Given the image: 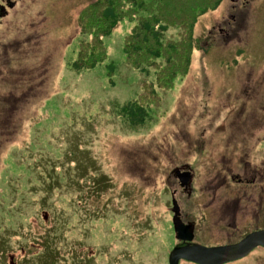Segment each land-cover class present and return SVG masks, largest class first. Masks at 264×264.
<instances>
[{
	"label": "rangeland",
	"instance_id": "obj_1",
	"mask_svg": "<svg viewBox=\"0 0 264 264\" xmlns=\"http://www.w3.org/2000/svg\"><path fill=\"white\" fill-rule=\"evenodd\" d=\"M93 1L0 0V13L9 5L0 20V264H12V252L15 264H38L45 247L56 252L52 264H167L180 243L172 199L193 241L224 245L252 231V221L215 223L193 190L213 169L235 170L236 155L254 153L255 141L264 159V0H220L199 14L192 51L189 11L181 21L157 12L158 0H115L103 58L77 68L80 40L90 36L77 19ZM151 12L171 24L157 29V57L148 54L154 40L133 35ZM173 62L171 77L161 74ZM127 100L144 107L143 123L121 115ZM187 170L185 186L178 172ZM256 249L264 264V246ZM252 256L223 264H252Z\"/></svg>",
	"mask_w": 264,
	"mask_h": 264
},
{
	"label": "flooded vegetation",
	"instance_id": "obj_2",
	"mask_svg": "<svg viewBox=\"0 0 264 264\" xmlns=\"http://www.w3.org/2000/svg\"><path fill=\"white\" fill-rule=\"evenodd\" d=\"M7 9H9V5L8 8L4 10V12L0 13V20H3L4 17L6 16ZM209 142H211L210 144H208L211 150L218 148L219 140H214ZM236 143L237 145L235 146L238 147L240 145V142H236ZM242 143H243L242 146L245 147L244 149L252 148L254 149L253 151L254 153L251 152L249 155V150L247 153V151L244 152L243 149L242 150V152H244L243 155L241 153L240 155L238 154L236 155V157L240 158V160H235L234 162L240 164H237L239 166H236L235 170L231 166H228V169L223 167L222 171L213 169L208 172L209 175H211L209 183H205L202 186L196 187L193 191L196 192L197 198L200 200V204H203V207H208L213 211L216 220L215 223L222 224L221 221H223L225 222L226 227H228L229 225L238 226V224L241 223L242 221H252L253 225L256 226L252 230L264 229V186H263L264 174L262 171V162L264 163V159H262L258 154L260 153L259 151L260 145L258 142L255 141L254 142L255 144H252L251 148H248L246 146V141ZM225 146L227 147L228 144H225ZM239 149L241 148H237L236 150ZM211 159L213 161H218L221 164V163L229 162V160H225V159H230V158L225 157L224 155H216L215 157L212 154ZM187 171H188L187 174L186 172H182V171L178 172V177L180 179L182 178L187 179L185 186L191 176V171L190 170ZM203 173L204 172H202V175ZM209 175L205 177V180L208 179ZM226 178H229L230 182L233 183L234 185L232 186L227 185ZM181 187H183V189L185 190H188L184 186ZM173 201L176 203L175 199H172V206H173ZM201 213L203 214V217H205L202 210ZM228 214H232L236 216L234 218H222V216L225 217V215ZM178 216H179V210H178ZM174 229L177 230L178 236L180 238L179 241L180 243L175 245L174 247L182 246L185 244H193V243H198L204 246H214L212 244L207 245V243L199 242L197 240L193 241L192 235H189L188 233L182 234L181 230L183 231L184 228H183V224L181 223L178 224L176 227H174ZM244 234L240 235L236 239L230 240L231 243L237 241ZM255 246H261V245H255ZM253 248H251L243 256H247L248 259H251L250 256L256 253L257 256L256 257L252 256V257L253 259L254 258L257 259L254 260L252 264H260V261L262 260L258 258V255L260 254V250L256 249L254 251H251ZM243 256L236 257L231 260L229 259L217 264H223L225 262L226 263L233 262L242 258ZM181 259L182 258H179L177 260V264L180 263ZM242 259H240L239 261H241ZM194 263L200 264L197 262Z\"/></svg>",
	"mask_w": 264,
	"mask_h": 264
},
{
	"label": "trees",
	"instance_id": "obj_3",
	"mask_svg": "<svg viewBox=\"0 0 264 264\" xmlns=\"http://www.w3.org/2000/svg\"><path fill=\"white\" fill-rule=\"evenodd\" d=\"M158 1L159 3L155 8L157 12L161 10L163 11V13L174 14L177 17V19L181 21L185 20V18L182 17V13L189 11L188 35L186 42L189 49L191 48L193 49L197 45V40L192 36V29L197 16L199 14L205 13L209 9L215 8L220 0H209V3L205 2V0H179L184 2L182 7L179 9V11H174L172 8L175 0H158ZM117 17H118L117 13L115 11V0H94L91 4L85 6L81 10V13L79 14L77 19L78 32L83 35L89 34L90 36L86 37L85 40L82 39L80 40L79 43L80 49L78 50L79 55L77 54L76 60L73 62V65L75 67L77 68L88 67V66L90 67L103 58L104 47L101 44V37L105 35L111 28L114 27ZM97 18H99L100 20L97 21ZM142 19L143 20H139L138 23L136 24L137 28H134L133 35H135V37H138L140 35L139 33H141L140 30H142V33L147 35L145 36V38L142 39L143 41L145 42L148 41L146 37L148 38L150 37L152 41L154 40L153 44L155 46L152 48V50L148 49V51L150 52L148 54H153L154 57H157L159 55V52H157L155 47L158 46L160 48V43L158 42L156 32L157 29H164L165 25H169L170 24L169 19L168 17L163 18V16L161 15H157V16L153 15V12L147 14L146 16H143ZM132 43L133 40L128 39L126 45L129 46ZM176 44L178 48H181L182 43H176ZM176 44L174 45L175 47ZM88 48L90 52H87L88 59H86V56L82 54ZM183 50H185V48H183ZM124 52L127 57L131 56V52H127V50L125 49ZM161 52L163 51L161 50ZM175 65L176 62L170 63L168 67L162 69L161 74L168 73L169 76L171 77V72H173V68ZM176 69H178V67H176ZM186 72L187 70H184L182 71L181 74L183 75ZM118 110L120 111L121 115L125 116L128 119V122L130 124H141L143 123L145 117L147 116L144 107L136 102H133V100L125 101L119 106ZM95 177H96L95 175L91 176V178L94 179ZM43 213L45 214V210L43 211ZM43 219L45 220V217ZM1 235H3L1 240H3L4 237L7 236L5 231L4 234ZM2 245L3 244L0 242V251ZM54 253L56 252L54 251L50 252V249L49 248L47 249L45 247L41 252V254L36 256L35 260L37 261L38 264H52V262L57 259L56 258L57 256ZM23 254L24 252H22L21 255ZM10 258L12 264H15L13 252L8 254V262Z\"/></svg>",
	"mask_w": 264,
	"mask_h": 264
},
{
	"label": "water",
	"instance_id": "obj_4",
	"mask_svg": "<svg viewBox=\"0 0 264 264\" xmlns=\"http://www.w3.org/2000/svg\"><path fill=\"white\" fill-rule=\"evenodd\" d=\"M173 210V227H176L181 221L178 217V206L174 201ZM255 245L264 246V229L252 230L239 240L224 245L204 246L193 243L174 247L168 253V264H177L179 258L200 264H217L242 256Z\"/></svg>",
	"mask_w": 264,
	"mask_h": 264
},
{
	"label": "crops",
	"instance_id": "obj_5",
	"mask_svg": "<svg viewBox=\"0 0 264 264\" xmlns=\"http://www.w3.org/2000/svg\"><path fill=\"white\" fill-rule=\"evenodd\" d=\"M16 2V1H15ZM15 2H14V4H15ZM14 4H13V6H14ZM13 6H12V8H13Z\"/></svg>",
	"mask_w": 264,
	"mask_h": 264
}]
</instances>
